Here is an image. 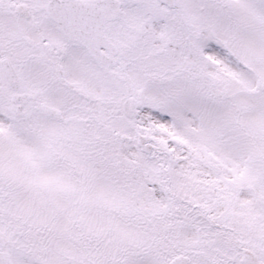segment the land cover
I'll return each mask as SVG.
<instances>
[{
  "label": "snow or ice",
  "instance_id": "1",
  "mask_svg": "<svg viewBox=\"0 0 264 264\" xmlns=\"http://www.w3.org/2000/svg\"><path fill=\"white\" fill-rule=\"evenodd\" d=\"M0 264H264V0H0Z\"/></svg>",
  "mask_w": 264,
  "mask_h": 264
}]
</instances>
